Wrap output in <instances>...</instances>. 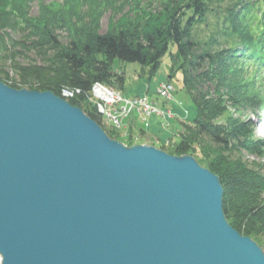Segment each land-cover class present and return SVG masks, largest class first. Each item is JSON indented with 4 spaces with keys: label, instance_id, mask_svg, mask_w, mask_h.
I'll return each mask as SVG.
<instances>
[{
    "label": "water",
    "instance_id": "water-1",
    "mask_svg": "<svg viewBox=\"0 0 264 264\" xmlns=\"http://www.w3.org/2000/svg\"><path fill=\"white\" fill-rule=\"evenodd\" d=\"M190 154L109 137L51 90L0 81V264H264Z\"/></svg>",
    "mask_w": 264,
    "mask_h": 264
},
{
    "label": "trees",
    "instance_id": "trees-1",
    "mask_svg": "<svg viewBox=\"0 0 264 264\" xmlns=\"http://www.w3.org/2000/svg\"><path fill=\"white\" fill-rule=\"evenodd\" d=\"M118 1L0 0L3 55L14 58L11 48L22 41L11 35L17 30L31 37L38 48L54 50L48 65H13L20 77L36 84L24 87L9 82L8 72L0 81L14 88L51 90L59 96L62 86L81 89L67 100L109 137L129 146L140 143L134 138L136 134L143 137L144 131L129 125L127 135L122 136L104 126L103 116L89 99L90 86L101 82L123 87L122 73L112 66L115 58L154 71L168 54V77L180 73L195 114L190 122L182 123L183 130L176 133L172 145L157 147L173 155L190 154L218 175L228 223L264 246V173L261 165L253 167L241 157L242 152L263 154L261 140L253 137L249 121L241 114L249 109L264 113V0H157L154 5L152 0H122L116 6ZM32 2L38 6L35 14H31ZM108 9L111 14L101 32L100 20ZM201 25L210 28L205 39L196 32ZM57 29L67 32L66 42L59 40ZM227 102L240 116L229 112Z\"/></svg>",
    "mask_w": 264,
    "mask_h": 264
},
{
    "label": "rangeland",
    "instance_id": "rangeland-1",
    "mask_svg": "<svg viewBox=\"0 0 264 264\" xmlns=\"http://www.w3.org/2000/svg\"><path fill=\"white\" fill-rule=\"evenodd\" d=\"M47 2L57 3V1L61 0H46ZM119 0L116 4H120ZM152 4H158L157 0H152ZM225 6V4H222ZM37 3H31V14H35L37 11ZM127 5H125L124 10H126ZM114 10V8H113ZM111 14V10H105L101 20H100V31L103 32L107 26L108 18ZM119 13L116 14V16ZM214 17H212V23L214 22ZM210 28L204 25H201L199 28H196V32L201 39H205L209 33ZM59 32V40L64 43L67 40L66 31L64 29H57ZM25 33V32H24ZM11 35L15 40H22L18 45L14 48H11L14 52V58H9L8 53L3 55L5 52L0 50V76L3 75L4 72H8L10 75L9 82H16L18 85H32L36 84V82L32 80H25L20 77L15 69H13L14 64L19 65H48L51 59H53L52 48H38L34 42H30V38L26 36H22V30H17V32H12ZM16 49V50H15ZM113 69L117 73H122L123 76V87L119 88V83H115L112 87L114 90L119 91V94L123 97L133 98L137 96H143L148 94V96L153 99V102H157V105L163 108H169L175 116L168 119V124L162 127V119L159 115L149 116L147 122H143L144 120L139 116L138 113H132L128 117H126L123 122L125 127V134L121 135L126 136L128 133L129 125L133 126L135 131L143 130L145 135L143 137H138L135 141L140 143H148L154 146H170L171 143H174L177 140L176 133L178 131H182V123H188L191 121L195 114V107L190 99V97L184 91L181 83V76L178 71L174 72L172 77H168V74L171 69V60L169 55L166 54L161 62L158 64L157 68L154 71H151L149 67L142 66L138 62L131 61H123L118 58H115L113 61ZM3 71V72H1ZM169 80L171 85L173 86L172 91V99L171 101H163L162 98L156 92V88L161 81ZM94 105L93 101H91ZM95 107V105H94ZM227 109L229 112H232L234 117L240 116L238 111L234 109V107L227 102ZM96 110V107H95ZM245 118H244V116ZM241 114L242 119L248 120L250 123L251 131L253 132V137L256 139H260L262 142V155H251L246 152H242L241 157L249 163L251 166L255 167L256 163L261 165V171L264 173V113L260 110H246ZM187 116L186 119H184ZM182 119L184 121H182ZM104 126L110 129L112 126L103 122ZM136 134V133H135ZM207 138L204 137L203 142H206ZM170 142V143H169ZM207 143V142H206ZM198 148V146H197ZM167 152V151H166ZM234 155V154H233ZM236 155V154H235ZM234 155V156H235ZM257 166V165H256ZM255 241V240H254ZM264 252V246L262 243H257Z\"/></svg>",
    "mask_w": 264,
    "mask_h": 264
},
{
    "label": "built area",
    "instance_id": "built-area-1",
    "mask_svg": "<svg viewBox=\"0 0 264 264\" xmlns=\"http://www.w3.org/2000/svg\"><path fill=\"white\" fill-rule=\"evenodd\" d=\"M173 87L168 81H161L156 92L164 101H171ZM81 93L77 87L62 86L60 96L67 99ZM89 99L96 107V111L103 116L104 122L114 129L120 131L122 135L126 132L123 130L125 124L123 120L132 113H138L139 116L147 122L149 116L159 115L162 119V126L167 124V119L173 117L169 108H161L153 102L148 95L137 96L133 98L123 97L119 91L113 87L101 82H93L89 90ZM138 137L135 135L134 140Z\"/></svg>",
    "mask_w": 264,
    "mask_h": 264
}]
</instances>
